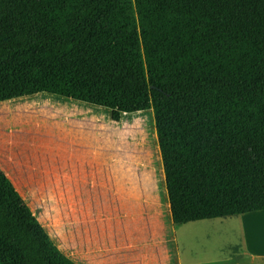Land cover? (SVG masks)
<instances>
[{
  "label": "trees",
  "instance_id": "1",
  "mask_svg": "<svg viewBox=\"0 0 264 264\" xmlns=\"http://www.w3.org/2000/svg\"><path fill=\"white\" fill-rule=\"evenodd\" d=\"M152 110L176 226L264 211V0H0V103ZM0 264H76L0 168Z\"/></svg>",
  "mask_w": 264,
  "mask_h": 264
},
{
  "label": "rangeland",
  "instance_id": "2",
  "mask_svg": "<svg viewBox=\"0 0 264 264\" xmlns=\"http://www.w3.org/2000/svg\"><path fill=\"white\" fill-rule=\"evenodd\" d=\"M81 107L48 96L0 103V167L60 249L86 264L90 222L152 224L159 217L161 223L162 217L166 219V203L153 112L126 116L121 123L105 119L103 113L100 121L108 123L102 124ZM76 128L84 133L81 139L90 143L87 153L93 155L86 174L73 166L75 160L65 151V138L75 137L68 135ZM125 209L134 212L131 220ZM247 217L244 221L264 228V212ZM211 223L176 227L183 260L212 264L220 259L218 264H226L222 262L234 255L233 246L238 245L239 256L247 252L238 230ZM238 264L250 262L242 257Z\"/></svg>",
  "mask_w": 264,
  "mask_h": 264
},
{
  "label": "crops",
  "instance_id": "3",
  "mask_svg": "<svg viewBox=\"0 0 264 264\" xmlns=\"http://www.w3.org/2000/svg\"><path fill=\"white\" fill-rule=\"evenodd\" d=\"M36 96H48L55 98L56 100L66 101V103H69V105H77L78 107L82 106V109L84 107L86 110L91 111L92 119L95 118L96 120L100 121V118H103L102 114L104 113L106 115L105 119L107 117L109 121L112 120L111 111L107 108L75 101L56 95L40 93L19 99L34 98ZM145 112L124 114L120 122H114L113 120L112 122L121 123L126 116L142 114ZM96 114H99L100 116H95ZM108 120L100 122H103L102 124H104V122L107 124ZM68 136L75 137H72L69 140L68 138H65V140H67V148L65 151L66 153L69 151L67 154L70 156L71 159L75 160L72 163L73 166L84 171V173L86 174L87 172H89L91 168L90 166L93 165L92 161L90 160L93 155L89 152L87 153V149L90 143H84L82 141L81 138L84 136V133H82L78 128H76L71 133V135L69 133ZM147 186H149V183ZM164 194V202L166 203V219L162 217L161 221L163 222L161 223H159V217H157V223L153 222L152 224L150 222H148L149 224H145V222L137 221H109L108 223H99V221H96L95 223L90 222V225H87V227L89 228L86 231L87 242L88 246L90 247H87V255H89V259L87 260L86 264H150L151 262L156 264H193L194 260H191L189 258H187V260H183L181 258L182 256L180 254V248L177 245L175 238V231L176 227H182L184 225L176 226L173 222L165 177ZM124 214L129 215V220H131L133 218L132 214H134V212H132V210L130 209H125ZM249 214L217 218L211 220H202L190 222L188 224L203 221L213 222L211 223V225H217L216 227L221 226V228L225 230H238L244 236L245 243L242 246L245 250H247V252H245V254H243L242 256H239L236 254L238 245L233 246L234 255H229V258H227L222 263L238 264L241 258L243 257L249 260L250 264H263L264 228L258 225L257 223L244 221L245 218H248L247 216ZM254 234H260L261 236L258 235L256 240L253 238ZM63 253L70 259H72L76 264H82L81 261H79L78 259L67 255L65 252ZM78 258L80 257L78 256ZM218 263H221L220 259L217 262H212V264Z\"/></svg>",
  "mask_w": 264,
  "mask_h": 264
}]
</instances>
